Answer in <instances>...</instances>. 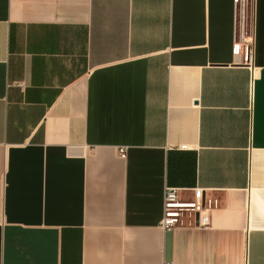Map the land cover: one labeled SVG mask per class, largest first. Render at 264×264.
I'll return each instance as SVG.
<instances>
[{
  "label": "crops",
  "instance_id": "0c3cea01",
  "mask_svg": "<svg viewBox=\"0 0 264 264\" xmlns=\"http://www.w3.org/2000/svg\"><path fill=\"white\" fill-rule=\"evenodd\" d=\"M249 12L246 61L233 0H0V264H264ZM166 186L210 225L164 229Z\"/></svg>",
  "mask_w": 264,
  "mask_h": 264
},
{
  "label": "built area",
  "instance_id": "2783aa9c",
  "mask_svg": "<svg viewBox=\"0 0 264 264\" xmlns=\"http://www.w3.org/2000/svg\"><path fill=\"white\" fill-rule=\"evenodd\" d=\"M252 0H233L236 12V29L234 51L242 54L246 61H250L254 38L250 28V7ZM186 148V145H182ZM127 150L120 147L119 154L126 157ZM203 188H196L194 197L186 199L181 197L180 189L174 186H166L164 193V217L162 227L172 229L186 226L187 222L193 227H207L211 223L212 211L218 207V200L205 196Z\"/></svg>",
  "mask_w": 264,
  "mask_h": 264
}]
</instances>
